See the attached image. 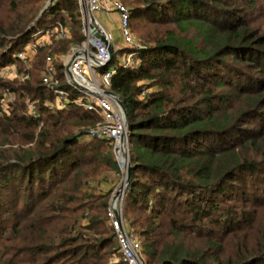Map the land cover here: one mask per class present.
I'll list each match as a JSON object with an SVG mask.
<instances>
[{"label":"trees","instance_id":"16d2710c","mask_svg":"<svg viewBox=\"0 0 264 264\" xmlns=\"http://www.w3.org/2000/svg\"><path fill=\"white\" fill-rule=\"evenodd\" d=\"M121 1L140 46L113 48L110 89L128 113L122 210L145 263L264 264V0ZM58 21L68 36L26 67L16 52ZM82 23L78 0H0V68L27 75L0 78L13 95L0 102V264H128L110 190L90 184L120 172L110 141L88 134L98 114L45 105V54L82 40Z\"/></svg>","mask_w":264,"mask_h":264},{"label":"built area","instance_id":"2783aa9c","mask_svg":"<svg viewBox=\"0 0 264 264\" xmlns=\"http://www.w3.org/2000/svg\"><path fill=\"white\" fill-rule=\"evenodd\" d=\"M50 1V0H48ZM82 13L83 39L72 43L65 53H53L51 48L45 54L41 80L50 89L51 97L45 100L50 109L68 108L72 104L98 114V120L88 130V134L108 139L118 160L121 181L111 191L106 210L108 222L114 230L117 250L121 259L128 264H146L140 239L136 232L125 222L123 217V199L127 186L124 185L126 157H129L127 122L120 105L113 96L106 92L110 89V79L115 66L110 65L107 40L112 46V35L95 16L98 11H114L118 15V28L125 44L140 46L129 26V7L121 0H78ZM97 33L101 34L99 36ZM68 36V28L61 22L44 27H37L30 33L28 40L16 52L26 67L30 66L38 48L52 40ZM134 52L125 53L120 60L124 64L133 63ZM17 71L15 64L0 68V78L12 79L26 77ZM62 76V77H61ZM146 89L144 92H148ZM12 93L0 87V102L5 104L12 98ZM27 112L37 117V105L27 100ZM42 121H39L41 124ZM122 191L112 201L117 187Z\"/></svg>","mask_w":264,"mask_h":264},{"label":"rangeland","instance_id":"374dc122","mask_svg":"<svg viewBox=\"0 0 264 264\" xmlns=\"http://www.w3.org/2000/svg\"><path fill=\"white\" fill-rule=\"evenodd\" d=\"M125 4L128 6L127 3H125ZM41 27H44V25H41ZM107 30L112 35L113 48L115 47V49L117 50V49H119V47L126 46L125 43L122 41L120 31L118 28V23L116 20L111 22L110 28L109 29L107 28ZM133 34L137 40V43L140 44L138 34L134 30H133ZM117 54H119L118 59L121 60L122 57L124 56L125 52H120ZM117 63H118L117 60L113 61V63H111V61L109 62L110 65H116ZM24 64H25V62H24ZM152 88L153 87H151L150 89H152ZM120 181H121V173L120 172L112 171L110 169H105L96 178L91 179L90 184L99 190H103V191L104 190H110V194H111V191L119 184Z\"/></svg>","mask_w":264,"mask_h":264},{"label":"water","instance_id":"95a60500","mask_svg":"<svg viewBox=\"0 0 264 264\" xmlns=\"http://www.w3.org/2000/svg\"><path fill=\"white\" fill-rule=\"evenodd\" d=\"M97 34L102 37L101 34H99V33H97ZM105 42L107 44V49H108V52H109V57L111 58V56L113 54L112 46L110 45V43L107 40H105ZM106 92L109 93V94H111V95H113V96H116L115 98H116L118 104L120 105L121 109L123 110V113H124V116H125V119H126V122H127L128 121V113H127L126 106H125V104L123 102V99L120 97V95L118 93H115L112 90H106ZM125 159H126V167H125L124 185L125 186H128L129 181H130V177H131V163H130L129 157H126L125 156ZM121 191H122V186H119V187L116 188V190H115V192H114V194H113V196L111 198L113 202L116 200V198L121 193Z\"/></svg>","mask_w":264,"mask_h":264},{"label":"crops","instance_id":"0c3cea01","mask_svg":"<svg viewBox=\"0 0 264 264\" xmlns=\"http://www.w3.org/2000/svg\"><path fill=\"white\" fill-rule=\"evenodd\" d=\"M95 16L99 19V21L106 27L110 28L111 22L116 20L118 23V15L114 11H98L95 13Z\"/></svg>","mask_w":264,"mask_h":264}]
</instances>
